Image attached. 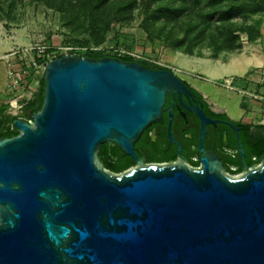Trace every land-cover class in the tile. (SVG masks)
<instances>
[{
    "label": "water",
    "instance_id": "1",
    "mask_svg": "<svg viewBox=\"0 0 264 264\" xmlns=\"http://www.w3.org/2000/svg\"><path fill=\"white\" fill-rule=\"evenodd\" d=\"M43 80L40 110L0 138V264H264V155L240 177L211 153L200 168L135 155L182 78L69 54ZM105 143L138 167L106 169Z\"/></svg>",
    "mask_w": 264,
    "mask_h": 264
},
{
    "label": "rangeland",
    "instance_id": "2",
    "mask_svg": "<svg viewBox=\"0 0 264 264\" xmlns=\"http://www.w3.org/2000/svg\"><path fill=\"white\" fill-rule=\"evenodd\" d=\"M160 1L107 0L97 5L95 0H0V34L4 39L22 37L24 43L14 46L17 61L12 64L27 71L29 84L36 90L33 97L39 91L44 72L42 56L46 60L58 58L64 54L56 47L70 46L77 49L70 54L84 55L90 49L101 55H128L156 69L168 68L179 78L198 86L212 104L227 105V113L233 121L250 117L251 113L244 110L241 103L249 105V101L254 100L241 92L264 94L263 65L250 70L248 76L234 80L233 89L221 86L220 81L202 72L200 61L194 60L193 70L184 71L182 62H173L174 55L190 47L187 42H181L184 21L158 18L157 5L168 0ZM93 5H97L96 8ZM261 24L264 33V16ZM246 40L247 36L240 34L241 43L246 44ZM259 46H264V38L256 42L257 49ZM242 50L217 54L209 36H205V40L196 42L193 55L209 58L216 55L226 60L240 57ZM246 54L251 57L252 53L246 49ZM198 73L203 76L197 77ZM258 102L264 109V100Z\"/></svg>",
    "mask_w": 264,
    "mask_h": 264
},
{
    "label": "flooded vegetation",
    "instance_id": "3",
    "mask_svg": "<svg viewBox=\"0 0 264 264\" xmlns=\"http://www.w3.org/2000/svg\"><path fill=\"white\" fill-rule=\"evenodd\" d=\"M185 84L189 92L167 93L161 119L150 124L134 143L137 158L145 165L200 168L203 154L211 153L231 177L245 175V165L248 168L259 165L264 155V130L233 121L223 109L186 81ZM201 116L206 121L204 125ZM119 151L113 160L125 165L124 171L138 167L135 158Z\"/></svg>",
    "mask_w": 264,
    "mask_h": 264
},
{
    "label": "trees",
    "instance_id": "4",
    "mask_svg": "<svg viewBox=\"0 0 264 264\" xmlns=\"http://www.w3.org/2000/svg\"><path fill=\"white\" fill-rule=\"evenodd\" d=\"M106 1L95 0V4L100 5ZM97 5H93L94 8ZM156 10L155 14L158 18L169 21L174 20L175 22L184 21L181 25L184 39L181 42H187L190 45L188 49L182 50L184 54L193 55L196 42L205 40V36H209L210 45L214 47L217 54L221 51L233 52L240 49L242 45L240 34H245L247 41L250 43L264 38L261 24V18L264 16V0H168L157 5ZM74 54L96 59L110 56L101 55L90 49L84 55L75 52ZM112 57L123 61H136L146 67L154 68L146 61L134 60L126 55H114ZM211 58L217 57L215 55ZM43 89L44 80L42 75L39 91L25 106L20 115H11L6 105L0 106V138L17 134L13 126L15 119L28 120L33 113L40 110L43 101ZM257 127L264 130V125H257ZM112 145L111 143L101 145L99 157L106 169L119 173L124 171L126 166L113 160L115 152L120 151L115 145H113L115 149L113 150Z\"/></svg>",
    "mask_w": 264,
    "mask_h": 264
},
{
    "label": "crops",
    "instance_id": "5",
    "mask_svg": "<svg viewBox=\"0 0 264 264\" xmlns=\"http://www.w3.org/2000/svg\"><path fill=\"white\" fill-rule=\"evenodd\" d=\"M8 39H4L0 34V106L4 105V102L7 98L14 95V92L8 88V63L17 61V55L15 56V54L13 53L15 44L21 45L24 43V41H22V37L18 39V36H9ZM256 42L250 43L246 40V44L248 45L247 47L245 46L246 44L242 43L241 48L243 49V52L241 53L240 57L232 56V58L224 60L222 58L200 57L180 53L173 56V62H182L183 67H185V71L188 69L193 70L194 66L192 64L194 63V60L200 61V64L203 66L202 72L207 73L217 81L229 79L233 83L234 80L243 78L248 73H250V70L261 67L264 64V46H259V49H257ZM246 49L250 50V52L252 53L251 57L246 54ZM175 67L176 69L181 70V68L177 67L176 65ZM196 75L197 77L203 76L200 73ZM183 80L190 84L187 80ZM190 86H192L204 97H206L205 94L198 88V86L193 83H191ZM253 100L254 101H252V103H250L249 101V105H245L244 101L241 103V107L244 110L249 111L251 113V116L243 117L240 121L237 122L253 124L255 126L264 125V109L263 107L261 108L258 106L259 102L260 104L263 102H258V100L255 101L254 98ZM216 106L220 109H223V111L228 115L227 105L216 104ZM229 117L231 118V116Z\"/></svg>",
    "mask_w": 264,
    "mask_h": 264
},
{
    "label": "built area",
    "instance_id": "6",
    "mask_svg": "<svg viewBox=\"0 0 264 264\" xmlns=\"http://www.w3.org/2000/svg\"><path fill=\"white\" fill-rule=\"evenodd\" d=\"M56 49L62 50L64 55H69L72 51L77 50L75 47L65 46V47H56ZM128 56V55H126ZM130 57V56H129ZM41 66L44 67L48 61L51 59H45L44 55L42 56ZM33 64L36 65V61H33ZM45 68V67H44ZM262 75L264 79V64L262 66ZM27 71L23 68H17L11 62L8 63V88L14 92L12 97H9L5 100L4 105L7 106L8 112L11 115H20L25 108V106L32 100L34 90L28 81ZM220 85L229 89H233V83L229 79L220 81ZM25 86V87H23ZM244 95H249L250 97L256 100H264L263 95H254L247 94L246 92H241Z\"/></svg>",
    "mask_w": 264,
    "mask_h": 264
}]
</instances>
